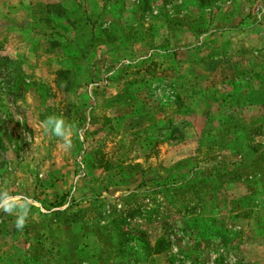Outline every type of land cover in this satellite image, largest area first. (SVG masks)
Wrapping results in <instances>:
<instances>
[{"label":"rangeland","instance_id":"rangeland-1","mask_svg":"<svg viewBox=\"0 0 264 264\" xmlns=\"http://www.w3.org/2000/svg\"><path fill=\"white\" fill-rule=\"evenodd\" d=\"M103 1L111 11L101 16L100 30L129 23L130 30L142 28L141 42L167 35L190 45L192 30L201 23L227 30L239 21L242 27L263 32L261 40L244 32L242 51L264 65V0H208L203 9L195 7L194 0ZM14 4L0 0V187L27 194L36 204L22 231L14 227V215L0 212V256L30 254L43 263L62 255L59 245L64 247L62 242L73 237L77 243L67 251L68 260L77 258L81 264H110L117 257L121 264H264V234L257 225L264 195L246 198L248 185L264 183L259 157L245 170L249 176L239 181L213 180L191 187L190 180L172 190L152 183L171 172L172 165L181 172L185 164L180 161L202 157L195 151L205 148L198 147L196 134L185 137L187 129L195 133L202 126L214 127L212 122L203 124L202 114L192 115L184 100L183 106L176 104V82L190 74L186 64L176 66L184 55L169 58L162 67L155 55L139 57L145 53L142 43L128 56H123L125 44H96L81 69L69 68L71 85H66L58 78L63 66L53 59L57 50L48 48L47 31L36 23L28 29L26 11L12 10ZM160 29L165 32H155ZM151 64L157 67L145 78L147 86L125 84ZM209 76L217 86L229 74ZM244 113L255 115L248 108ZM50 115L74 126L70 151L60 149L57 138L37 131L38 122ZM260 125L250 144L264 152V123ZM171 130L181 131V136ZM211 149L215 164L236 160L235 152L219 155L220 150ZM160 163L166 164L162 172ZM201 167L200 173L208 172ZM222 184L228 187L224 190ZM61 196L66 203L54 207ZM249 206L254 213L244 218ZM131 229L144 233L149 242L161 236L169 247L147 257L141 243L131 241L134 255H116L117 231Z\"/></svg>","mask_w":264,"mask_h":264},{"label":"crops","instance_id":"crops-1","mask_svg":"<svg viewBox=\"0 0 264 264\" xmlns=\"http://www.w3.org/2000/svg\"><path fill=\"white\" fill-rule=\"evenodd\" d=\"M19 1L21 0H15L14 6L16 7H13L12 10L16 11L19 7H22L26 11V15L29 20L27 25L28 29H33L36 23L40 26L39 28L45 29V31H47V37L49 40H51V37H53V35H50L51 33L58 32L59 34H62L64 38H70L72 41L78 43V46L81 47L82 50H87V58L89 57L88 54L91 51L95 52L97 49H93L96 44L97 46L108 45L109 47L110 43L113 44L115 42H117L118 45L125 44L126 48H128L126 54L123 52L118 53L122 55L124 54L123 56H128V54L130 55L131 48L136 44L139 45L142 43L146 55L145 53H142L143 55H140L139 57L145 58L149 55H155L156 58L161 60L162 67L164 62H166L169 58L170 60H174L178 54L182 53L184 55L183 58L185 59L176 62L177 69H179L180 66L186 64L190 72L186 78L183 77V79L176 82L177 84H181L178 85L179 87L183 86L188 91L186 92L188 97L185 98L184 103L185 105L188 103L190 104V113L192 115H204L205 111L202 110H206V108H208V119L211 120L214 125V127H210L204 132H201V130L198 129L194 133L191 132L192 129H187L188 131L186 130V134H184L185 137L192 134L193 136L195 134L196 136L199 134L206 135L207 132H212L210 129L216 128V126L217 128H221L225 123H250L257 120L256 107L255 105L253 106V102H251L252 105H250L248 99H252L253 92L258 90L257 88L260 86V84L264 86V65L259 62H253L254 58L248 57V53H243L242 44L244 43V38L242 35H245L244 32H247L246 34H250V36L254 39L257 37L258 40H261L263 39V32L259 31L258 29L253 27H242L241 24L238 23L239 21H233L232 27L228 28L227 30H223L221 28L214 29L205 23H201L202 25H197L195 29L192 30L194 32L191 33L190 41L187 42L190 43V45H186V41L183 42L176 40L175 38H169L167 35L156 38L153 36L155 40L159 38L157 41H155L152 37H147L145 38L147 41L141 42L142 34L140 31L142 28L138 27V29L135 28L130 30L129 27L131 25L129 23L116 25L118 26L119 31L114 32L112 30L113 36L108 34V32L100 30L99 24L101 16L108 14V12L111 11L106 9L103 0H27L26 2L23 0L24 2H22V5L20 4L21 6H19ZM62 2H64V5H62L63 9H68V7L70 8L71 6H74L73 8L75 10L73 13L67 11L65 19H76L79 16V12H77L78 9L88 13L90 12L89 15L91 16L92 20L95 19V22L92 25H82L81 27H76L73 31H71L68 29V25L65 23L64 19L57 20L43 10H46L45 6L47 5L62 4ZM195 7H197V3ZM102 9L103 13H101ZM47 16L50 19L48 24L43 20ZM39 18L43 19L40 20ZM117 19H120V17L117 16ZM77 24L78 22H76L75 25ZM126 28L128 30H126ZM127 31L130 33L128 34ZM159 31L165 32L164 29H160L155 32ZM116 34H118L119 37ZM84 45L87 46L86 49H83ZM123 48L124 47H122V49ZM260 58L262 61L264 60L263 56H260ZM216 72L229 74V76L225 77L223 81H220L217 86L215 83L211 84L212 81L209 76L210 74ZM249 96L251 97L249 98ZM246 97H248L247 101H245ZM244 108L254 110L255 115H253V113L245 114ZM239 131L240 130L232 134V136H234L236 133L239 134ZM219 132H215V134H218ZM198 150L199 151H195V153H198V155L202 157L195 155V164L189 163L188 161L179 162L185 164L180 169L185 170L186 173L182 174L181 178L176 179H180L183 184H189L188 180L190 178V173L187 174V172L191 167L190 164H192L193 167L191 171L195 170L197 172L195 174V178L192 179L202 180L200 184L205 182V184L210 185L213 178H208V180H205L203 179V176L205 177V174L211 173L214 170L224 171L226 175L229 174L230 171L234 170L231 175L229 174L230 178L236 179V181H239L243 178L241 177L242 172L244 173L246 169H244L241 164L226 165L225 167L226 162H231L226 161V159H223L224 162L221 160L222 163L220 162V164H215L210 157V154L213 153L214 150ZM207 151H209L208 157L206 153ZM225 152L229 153L226 151V149H224L221 151L220 155H223ZM200 165L207 169L208 172L200 173ZM163 166H166V164H159V170L161 172L165 170ZM147 169H149V167H147ZM170 170L178 172L177 165H172ZM226 183L229 182L227 181ZM222 187L225 190L228 186L226 184H222L221 188ZM260 221H262L264 225L263 209L262 213H260ZM255 237L258 238L259 236L255 235ZM157 238L158 237L154 238L152 242L148 241V244L151 246ZM36 264H78V260L77 258H74L73 260L62 258L59 263H54L53 260L50 259L49 261H44L43 263L38 262ZM86 264H93V261L91 263L87 262ZM96 264L99 263L96 262Z\"/></svg>","mask_w":264,"mask_h":264},{"label":"trees","instance_id":"trees-1","mask_svg":"<svg viewBox=\"0 0 264 264\" xmlns=\"http://www.w3.org/2000/svg\"><path fill=\"white\" fill-rule=\"evenodd\" d=\"M150 2H153L150 0ZM208 0H199L197 2V7L199 9H203L204 7H206ZM62 5H64V2H62V4H51V5H47L45 6L46 10L43 9L47 14L53 16L55 19H64L65 23L68 25V29L73 31L76 27H81L82 25L88 26V25H92L95 22V19L92 20L91 16L89 15L90 12H86V11H81L77 9V12H79V16L74 19V20H67L65 19L66 16V12H70L73 13L75 12L74 10V6H71L70 8L68 7V9H63ZM40 20H42L43 18H39ZM45 23H49L50 19L47 17H45L44 19ZM76 22H78V26L75 25ZM112 30L115 31H119L118 28H112L110 27L108 29V34H112ZM54 34L57 35V39L52 38L51 40L48 41V48H50V50L56 49L57 53H55V55H53V59L55 61L56 64H58L60 66V68L62 67L63 69H59L58 70V78H60V80L66 84V85H71V81H70V67H73L74 65H78L81 69V67H83L84 64V60L86 59V55H87V50H82L81 47H79L78 43L72 41V39H66L62 36V34H59L58 32H53L50 35L55 36ZM59 38V39H58ZM61 38V39H60ZM61 42H60V41ZM152 61H150L149 63H151ZM141 62H139L140 64ZM141 65V64H140ZM155 65L151 64V65H147L144 67V70L141 71L139 70V73H135L132 75L133 79H131V81H127L125 84L130 83L132 84V86L134 85L137 89H140L142 87H145L148 85V79H145L147 76L151 77L152 75L148 74V73H152L154 70ZM144 73V74H143ZM147 73V74H146ZM127 78V77H126ZM129 78V77H128ZM126 80V79H125ZM181 83V82H180ZM178 85L181 84H176V91H177V96H176V104L177 106H183L182 104H180L181 100H185V98L188 97V95L186 94L187 89H185V87H179ZM175 87V85H174ZM183 88V89H182ZM257 91L253 92V97L252 99H248V97L245 98V101H247L250 105L251 102H253V106L255 105L256 107V112H257V120L254 121L255 127L253 126L254 122H250V123H245V122H233V123H225L223 125V127L221 128H212L210 129L212 132H207L206 135H202L199 134L195 140L196 143L198 144V147L200 145V147H204L205 150L211 149L212 147L214 149H218L220 150L219 152H221L222 150L226 149V151H230V152H235V155L237 156L234 161L231 162H226L225 163V167L226 165H233V164H241L243 166L244 169L248 170L252 167V165H254V163H258L257 158L259 157L261 159V165H264V152H262V150L259 147H254L252 146L251 143V139L253 137H255L256 135L259 134L258 130L260 129V124L263 125L264 123V86L262 84H260V86L257 88ZM182 94V96H181ZM251 96H249L250 98ZM187 109H191L190 104H186L185 105ZM205 111L204 115H202L204 117V123L203 124H208L210 122H212L211 120H208L209 116H208V108H206V110H202ZM253 126V128H251ZM251 128V129H250ZM207 128L204 126H202V128L200 129L201 132H204ZM238 130H240L239 134H235L234 136H232V134H234L235 132H237ZM220 131V132H219ZM171 134H175L177 137L181 136V131H169ZM215 132H219L218 134H215ZM261 132V131H260ZM212 134V135H211ZM247 153L248 157H244L243 154ZM221 153H219L220 155ZM243 157V158H241ZM241 158V160H240ZM245 158V159H244ZM244 159V160H243ZM189 163H196V157H192L189 160ZM260 165V164H259ZM264 167V166H261ZM191 169H193V167H190V178L188 181L192 180L191 183V187H193L195 185V183H199L202 180H194L192 179L195 174L197 173L195 170L191 171ZM228 172V171H227ZM234 170L230 171V175L231 173H233ZM224 171H213L211 173H207L205 174V177L203 176V179L208 180V178H213V180H231L229 177V174L226 175V173H224ZM182 174H184V171L181 169V172H168L166 171V174H164L163 176L158 175L155 179L153 180L152 183L154 185V187H161V188H165L168 186L169 190H172L174 187H176V185L181 186V181L180 179H176V178H181ZM210 176V177H209ZM226 176V177H224ZM245 179L249 176L246 174V172L244 171V173L242 172V176ZM226 178V179H223ZM212 180V181H213ZM254 180V178H250V181ZM157 182H161L160 184ZM201 185V184H200ZM249 186V190L247 191V197L249 198L251 196L256 197L257 195H259L260 197L264 195V183L257 185L256 182L251 183ZM262 200V199H261ZM67 201L66 196H61L59 197L58 201L56 203H54V207H60L63 204H65ZM251 200L250 199H246V201L244 200V202L249 203ZM261 203V202H260ZM250 207V208H249ZM248 207V213L247 215L244 217H248V215L251 213L253 214L254 211L251 209V206ZM264 211V206L261 207ZM256 217H255V223L258 221V216L259 213H255ZM244 216V215H243ZM259 226L258 228V232L263 234L264 233V225L263 222L258 221ZM136 235V237H134ZM117 238L119 239L118 242H116L113 246H114V252L116 255H119L120 253L122 254L124 251H127L129 253H131L132 255L135 254V252L132 249L131 246V241H133V243H141V250H143L144 252H146V256H151V255H158L161 254L162 252H164L168 247V241L163 238V237H158L154 243L150 246L148 244V241L146 239V236L144 235V233H138L134 230H130L127 233H121L119 231H117ZM67 240H71V241H67ZM136 240V241H135ZM73 241V237L66 239L62 242V245L64 247H62L61 245H59L58 250L63 251L62 255H59L58 257H54L52 260L55 263H59L61 258L64 259H68L67 253L70 252L71 250L75 249L74 246L76 245L77 242H72ZM126 248V249H125ZM68 251V252H67ZM76 252H74L73 254H75ZM44 255V253L42 254ZM41 258L40 257H35L33 255L30 254H22V255H5L0 256V264H36L38 262H40ZM78 260V259H77ZM118 257L114 258V260H111L110 264H121L120 261H117ZM78 264H80V262L78 261ZM93 264H96L95 261H93Z\"/></svg>","mask_w":264,"mask_h":264},{"label":"clouds","instance_id":"clouds-1","mask_svg":"<svg viewBox=\"0 0 264 264\" xmlns=\"http://www.w3.org/2000/svg\"><path fill=\"white\" fill-rule=\"evenodd\" d=\"M37 131L44 135H51L58 140V147L63 151H70L72 148V137L74 126L62 117L50 115L36 125ZM36 201L27 194H13L6 186L0 187V212L5 215H14V227L22 231L29 220L32 208Z\"/></svg>","mask_w":264,"mask_h":264}]
</instances>
